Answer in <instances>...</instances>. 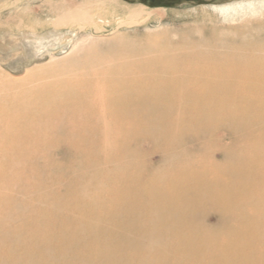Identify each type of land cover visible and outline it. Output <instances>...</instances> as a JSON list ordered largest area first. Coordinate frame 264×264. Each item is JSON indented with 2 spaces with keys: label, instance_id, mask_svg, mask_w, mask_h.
Wrapping results in <instances>:
<instances>
[{
  "label": "rangeland",
  "instance_id": "obj_1",
  "mask_svg": "<svg viewBox=\"0 0 264 264\" xmlns=\"http://www.w3.org/2000/svg\"><path fill=\"white\" fill-rule=\"evenodd\" d=\"M21 1L0 0V40L7 37L19 38L20 29L33 27L40 30L50 26L58 13L71 12L73 8L80 9L81 5L87 7L89 2L94 4L92 1L95 0ZM261 1L113 0V4H116L113 11L109 9V12H100L89 7L83 11L84 14L78 11L86 18V22L82 24V21H73L61 30L60 36L63 38L60 41L70 39L18 69L12 67L14 60L9 62L7 57L0 56V264H24L27 260L36 264L45 258L38 257V253L46 247L40 243L36 247H30L34 258L27 254L30 251L27 239L29 235L35 234V224L39 226V221H43L38 211L44 210L49 201L39 199L43 194L53 195L59 196L53 197L59 203H64L65 193H74L78 188V173L88 163L84 161L85 155L97 147L110 150L114 148L110 144H119L124 140L115 131L103 134V122L94 120V116L98 115L100 118L106 116V124L110 118V122L114 124L126 122L121 117L120 109L116 116L105 112L110 101L118 99L122 104H136V101L140 102L142 99L144 104H151L149 94L153 91L159 98L162 97L159 99L158 109L162 111L158 119L179 118L181 122L186 119L190 123L189 129L184 131L185 148L191 150V153L196 151L193 156L198 159L204 150H199L193 139L189 142L190 138L200 136L198 130L190 129L192 125L206 130L202 131L204 137H200L210 145L205 157L216 162L223 159L221 147L229 150L232 148L235 152L233 155H240L244 152L238 151L236 147L244 149L247 144H255L261 137L259 135H264V120H248L238 109L236 112L242 114V117L234 116L228 105L235 101L244 103L247 97H254L257 91H264L263 87H245L237 93L226 89L220 93L222 89H205L202 84H192L189 88L179 86L175 89L173 87L177 86V82L166 83L173 79L186 82L198 80L199 72L180 73L177 70L180 68L168 60L172 56L191 58L195 53L189 48L190 44L201 34L210 36L211 32L224 28H239L247 21L252 26L264 24V2ZM236 3L242 4L243 9L238 8V12L230 16H223L214 9V6ZM140 6L146 11L152 10L153 14L148 18L144 16L143 19L131 20L121 10ZM20 50L16 49L12 53ZM126 50L132 51L130 59L124 58ZM51 53L53 54L50 55ZM19 57L21 56L16 58ZM156 78L158 83L153 81ZM173 90L177 94L171 96ZM127 92H132L131 96L126 95ZM203 92H208L209 95L203 96ZM123 93L127 98L123 99ZM141 93L145 95L141 96ZM187 96L188 100L195 101L192 107L184 104ZM252 100L258 102L263 98L258 96ZM210 102H218V105H210ZM215 109L224 112L223 116ZM189 110L192 113L185 114ZM208 110L212 113L205 116L203 111ZM203 117L208 120H203ZM147 129L144 126L140 134L129 135L128 142L137 157L134 161L150 168L161 164L168 133L153 135L148 134ZM232 131H235V135ZM259 131L262 134H257ZM104 138L108 145H95ZM93 141L95 143L91 144ZM115 149L112 158L117 162L121 161L124 151L129 150ZM239 162H234L233 166L238 168L236 164ZM223 176L227 177L225 174ZM84 178L89 179L90 176L85 175ZM107 183L109 184V180L104 186ZM237 189L238 184L226 188L227 193L231 192L235 203L238 200ZM188 196L197 197L190 191L182 197ZM128 198L124 201L125 206L132 203ZM133 211H140V207L137 206ZM60 212L62 211L52 216L51 224L47 227L50 237L59 235L61 215L65 217V226L71 229L74 227L71 222L76 213L74 205L67 211ZM193 212L194 215L187 221L194 224L201 222L212 228L220 220L216 208L210 203L195 206ZM99 219L102 223L111 225L110 215L101 214ZM175 237L179 238L172 236L173 239ZM213 249L214 247L209 251ZM259 262L264 264L263 260ZM190 263L189 260H184L180 264ZM198 264L212 263L209 260H198ZM233 264L241 263L236 261Z\"/></svg>",
  "mask_w": 264,
  "mask_h": 264
},
{
  "label": "bare ground",
  "instance_id": "obj_2",
  "mask_svg": "<svg viewBox=\"0 0 264 264\" xmlns=\"http://www.w3.org/2000/svg\"><path fill=\"white\" fill-rule=\"evenodd\" d=\"M92 2L94 4L89 2L87 7L81 5L80 9L73 8L71 12L58 13L53 17L50 26L40 30L33 27L20 29L19 38L1 39L0 56L7 57L9 62L14 60L12 67L18 69L70 39L61 42V30L73 21H82L84 24L86 18L81 14H84L83 11L88 7L100 12H109L116 8L113 0ZM238 8L243 9L242 4L214 6L223 16L237 13ZM121 10L125 11L131 20L143 19L144 16L148 18L153 14L152 10L146 11L143 6ZM253 10L255 12V8ZM210 34H201L190 44L189 48L195 53L191 58L172 56L168 60L180 68L177 69L180 73L199 72L198 80L186 82L173 79L167 80L166 83L177 82V86L173 87L175 89L179 86L189 88L192 84H202L205 89H222L220 93L226 89L237 93L245 87L264 88V24L252 26L247 21L239 28H224ZM16 49L21 50L12 53ZM17 56L21 57L16 58ZM132 56V51L126 50L124 58L130 59ZM184 67L189 70L182 69ZM153 81L158 83L157 78ZM226 82L230 84H225ZM131 94L132 92L126 93L128 96ZM171 94H177L176 90ZM126 95L123 93V99L127 98ZM143 95L145 94L141 93V96ZM149 95L152 98L151 104H144L142 99L140 102L136 101V104H122L118 99L110 101L105 112L116 116L117 110L120 109L121 117L126 122L114 124L110 122V118L106 124V116L100 118L98 115L94 116V120L103 122V134L115 131L123 136L124 140L119 144L109 143V146L114 147L110 150L97 147L85 155L84 161L88 163L83 171L78 173V188L74 193H65L64 203L60 204L55 199L59 196L41 195L43 197L39 200H49L45 203L44 210L38 211L43 221H39V226L35 224V234L29 235L27 239L30 250L27 254L33 258L31 246L36 247L37 243L46 246L38 253L39 258L45 257L42 259L44 262L36 264H180L184 260H189L190 264H198V260H209L212 264H233L236 261L241 264H260V260L264 261V135H259L261 137L255 144H247L244 149L236 147L238 151L244 152L240 155H233L235 152L232 148L229 150L221 147L224 156L220 162H216L205 157L210 145L200 137H204L202 131L206 130L192 125L190 129L198 130L200 136L189 137V142L193 139L196 147L204 150L199 156L200 159L195 158L193 155L196 151L191 153V150L185 148L184 131L189 129L188 120L183 119L187 122L185 123L179 118L158 119L162 111L158 109L159 99L162 97L159 98L153 91ZM202 95L209 93L203 92ZM253 96H259L263 100L254 102V97L250 96L244 103L231 102L228 104L231 113L242 117V114L236 112L238 109L243 112L244 118L262 122L264 91H257ZM188 98L187 96L184 104L192 107L195 101ZM210 105H218V102H210ZM209 111H203L204 115L212 113ZM191 113L189 110L185 114ZM223 113L218 112L222 116ZM203 120L208 119L203 117ZM144 126L148 127V134L168 133L161 164L150 168L134 161L137 157L128 142L129 135L140 134ZM232 132L235 135V131ZM257 134H262V131ZM95 145H108L107 139L104 138ZM115 147L129 149L123 150L124 156L118 162L112 158ZM238 161L240 162L236 164V168L233 165ZM223 174L227 177L224 178ZM85 175L90 178H84ZM107 180L109 184L104 186ZM232 184H238L236 203L231 192H226V188ZM189 191L197 197H182ZM128 197L132 203L125 206L124 201ZM73 200L80 202H71ZM205 203L212 204L219 215L218 224L212 228L201 222L194 224L187 221L194 215L193 208ZM72 205L76 211L71 221L74 223L73 229L65 226V217L61 215L58 224L59 235L50 237L51 233L47 227L51 224L52 216L59 211H67ZM137 206L140 211H133ZM101 214L110 215L111 225L101 222ZM172 236L179 238L173 239ZM213 247L210 252L209 249ZM24 264L32 262L27 260Z\"/></svg>",
  "mask_w": 264,
  "mask_h": 264
}]
</instances>
